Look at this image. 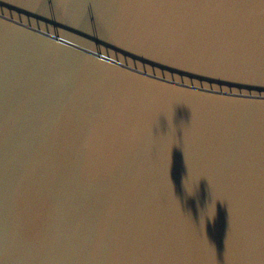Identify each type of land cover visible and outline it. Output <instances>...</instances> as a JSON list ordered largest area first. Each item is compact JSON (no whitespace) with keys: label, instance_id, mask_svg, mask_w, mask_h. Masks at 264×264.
Instances as JSON below:
<instances>
[{"label":"water","instance_id":"water-1","mask_svg":"<svg viewBox=\"0 0 264 264\" xmlns=\"http://www.w3.org/2000/svg\"><path fill=\"white\" fill-rule=\"evenodd\" d=\"M0 264H264V0H0Z\"/></svg>","mask_w":264,"mask_h":264}]
</instances>
